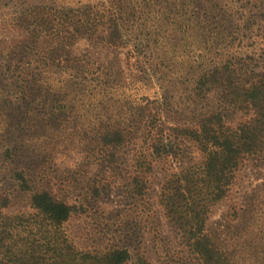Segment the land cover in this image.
<instances>
[{
  "label": "trees",
  "instance_id": "16d2710c",
  "mask_svg": "<svg viewBox=\"0 0 264 264\" xmlns=\"http://www.w3.org/2000/svg\"><path fill=\"white\" fill-rule=\"evenodd\" d=\"M150 2L76 0L73 6L55 7L60 18L72 26L64 37L66 42L87 36L91 48L78 56L70 53L62 39L58 48L46 44L40 59L47 63L54 58L63 67L31 72L23 86L24 95L33 109L43 90L42 101L52 102V111L67 116L74 112L86 118L87 126L96 129L87 140L92 144L89 157L101 168H111L120 152L126 159L129 156L125 153H131V206L147 194L148 173L159 162L168 164L158 201L183 247L175 250L169 244L156 208L150 229L163 249L159 264H240L242 253L253 244L238 240L240 231L231 229L237 224L231 225L226 218L210 224V211L226 196L240 168L250 163L264 166V71L250 79L244 78L247 72L227 65L197 71L207 54L184 48L177 37L176 42L168 39L167 26L160 21L172 17V24H184L188 30L182 23L185 8L169 3L153 11ZM144 7L148 9L145 17ZM53 9L35 7L30 14L34 18L45 14L47 19ZM27 18L28 15L21 22ZM153 18L155 24H149L148 19ZM128 24L146 30L145 36L165 47L171 59L182 65V72L173 71L170 80L156 81L151 76L129 72L134 51L128 50L123 58L120 50L130 41L124 32ZM178 29L180 26L175 31ZM133 36L132 33L136 49V38L141 41L142 37L133 40ZM38 41L40 36L31 34L29 38L13 40L14 47L6 49L7 42L3 40L0 51L6 55L17 49H21L20 54L36 52ZM103 49L110 55L94 66L88 57ZM137 69L147 73L141 64ZM189 72L193 74L189 76ZM177 78L179 85L186 83L181 102L172 100L174 93L169 86ZM25 155L17 147L5 150L3 159L12 161L8 175L7 167L0 164V264H152L140 253V242L135 244L139 235L134 236L135 231L130 234V229L118 235L117 243L102 249L77 248L62 225L78 205L55 197L47 189L36 188L42 172L35 169L37 158ZM21 191L29 193L33 211H6ZM243 207L245 212L246 205ZM256 249L264 251L262 246Z\"/></svg>",
  "mask_w": 264,
  "mask_h": 264
},
{
  "label": "rangeland",
  "instance_id": "374dc122",
  "mask_svg": "<svg viewBox=\"0 0 264 264\" xmlns=\"http://www.w3.org/2000/svg\"><path fill=\"white\" fill-rule=\"evenodd\" d=\"M75 2L76 0H0V41L7 42L6 49L14 47L13 40L29 38L31 34L40 36L42 42L38 41L36 52L20 54L18 50L21 49H17L6 55L0 51V164L7 167L5 171L8 175L12 161L3 159L7 148L17 147L25 156L37 158L34 166L42 173L36 188L47 189L55 197L78 205L62 225L77 248L102 249L117 243L118 235L123 230L128 232L130 229V234L135 231L134 236L139 235L134 239L135 244L140 242V253L152 264H159L163 249L156 243L153 230L150 229L156 208L165 235L170 238L169 244L175 250L183 247L180 236L168 222L158 201L160 185L168 164L159 162L153 172L148 173L147 194L144 199L134 203L136 206H131V202H134L128 189V177L134 170L131 153H125V156H129L126 159L120 152L111 168H101L93 157H89L92 144L87 140L96 129L87 126L86 118H80L74 112L67 116L52 111V102L42 101L45 97L43 90L34 101L33 109L24 95L23 86L31 72L45 69L55 71L63 67L56 59L52 60L54 58L47 63L40 58L46 44L60 47L61 41L66 42L64 37L72 29L69 21L60 18L55 7L73 6ZM150 3L153 11L169 3L185 8L186 17L182 23L186 24L188 30L185 31L184 24H172V17L160 21L167 26L165 35L168 39L176 42L174 38L177 37L184 48L187 46L189 50L197 52L203 50L207 54L204 65L197 71L227 65L247 72L244 78L249 79L264 71V0H151ZM41 6L54 7L47 19L45 14L38 18L30 14L35 7ZM145 7L144 17L148 10ZM27 15L28 20L21 22ZM148 23L154 25V18L148 19ZM179 26L180 29L175 31ZM130 27L129 24L126 25L124 31L130 41L120 49L123 58L128 50L134 51L135 55L130 58L132 66L129 65L132 70L127 69L129 72L151 76L155 81L170 80L173 71L182 72V65L176 59H171L165 47L156 45L153 39L150 41V37L145 36L146 30ZM101 29L102 27L99 30ZM132 33L133 40L136 36L142 37L141 41L136 38V49L131 40ZM192 42L194 45L189 47L187 44ZM66 43L73 55L82 56L91 48V40L87 36H80ZM109 55L103 49L99 54L88 58L97 66L95 64L106 60ZM139 64L145 66L147 73L137 69ZM192 74L189 72V76ZM174 81L173 85H169L174 93L172 100L181 102L184 100L181 95L185 97L186 83L179 85L178 78ZM106 115L107 112L104 118ZM199 157L200 154L197 158ZM29 202V193L21 191L6 211H33ZM245 205L246 211L242 212ZM142 207L144 213H141ZM223 218L228 219L231 225H239L229 227L236 229L238 233L240 231L238 240L253 244V248L242 253L240 264H264V251L260 253L258 249L255 250L259 246L264 247V166L250 163L237 171L226 196L211 206L210 224ZM121 240L122 243L123 239Z\"/></svg>",
  "mask_w": 264,
  "mask_h": 264
}]
</instances>
